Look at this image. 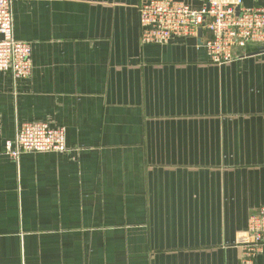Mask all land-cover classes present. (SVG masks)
I'll list each match as a JSON object with an SVG mask.
<instances>
[{
    "label": "crops",
    "instance_id": "obj_1",
    "mask_svg": "<svg viewBox=\"0 0 264 264\" xmlns=\"http://www.w3.org/2000/svg\"><path fill=\"white\" fill-rule=\"evenodd\" d=\"M149 1L14 0L33 69L0 72V264H243L264 206V49L215 64L207 29L145 44ZM33 120L65 127L69 151L6 154Z\"/></svg>",
    "mask_w": 264,
    "mask_h": 264
},
{
    "label": "built area",
    "instance_id": "obj_2",
    "mask_svg": "<svg viewBox=\"0 0 264 264\" xmlns=\"http://www.w3.org/2000/svg\"><path fill=\"white\" fill-rule=\"evenodd\" d=\"M13 2L0 0V72L20 79L32 73L33 46L14 36ZM139 11L145 44H166L172 38L195 36L199 28L209 30L211 35L204 43L215 64L230 63L250 45L264 46V5L247 7L243 0H208L195 9L179 0H151L140 5ZM3 151L16 160L24 152L67 153L66 129L49 120L22 122L15 137L5 140ZM237 243L245 248L243 264H255L264 244V206L251 216Z\"/></svg>",
    "mask_w": 264,
    "mask_h": 264
},
{
    "label": "water",
    "instance_id": "obj_3",
    "mask_svg": "<svg viewBox=\"0 0 264 264\" xmlns=\"http://www.w3.org/2000/svg\"><path fill=\"white\" fill-rule=\"evenodd\" d=\"M239 10V7H237V11ZM199 35H202V28H199ZM262 49H264V46L261 47Z\"/></svg>",
    "mask_w": 264,
    "mask_h": 264
}]
</instances>
